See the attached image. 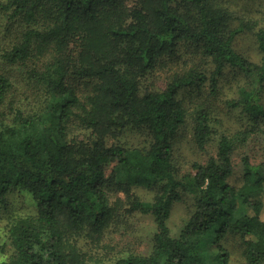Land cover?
Listing matches in <instances>:
<instances>
[{
	"label": "trees",
	"instance_id": "16d2710c",
	"mask_svg": "<svg viewBox=\"0 0 264 264\" xmlns=\"http://www.w3.org/2000/svg\"><path fill=\"white\" fill-rule=\"evenodd\" d=\"M240 1L3 0L24 30L1 53L0 204L23 189L37 211L9 217L12 252L0 264H230V238L248 264L264 263V162L244 155L242 183L232 182L234 151L258 130L264 135V24L240 14ZM245 31L259 60L235 45ZM10 64L29 65L31 111L10 100ZM77 81L85 83L80 93ZM228 81L238 84L229 97ZM223 103L239 110L242 128L222 133L216 156L180 174L179 135L191 126L194 147L206 151L228 112ZM129 129L145 143L109 141ZM106 186L125 197L111 201ZM135 186L153 197L141 199ZM187 196L191 214L173 236V208ZM133 212L156 222L148 254L107 259L79 245L98 243Z\"/></svg>",
	"mask_w": 264,
	"mask_h": 264
},
{
	"label": "rangeland",
	"instance_id": "374dc122",
	"mask_svg": "<svg viewBox=\"0 0 264 264\" xmlns=\"http://www.w3.org/2000/svg\"><path fill=\"white\" fill-rule=\"evenodd\" d=\"M2 3L3 0H0V65L3 64V60L1 58L3 49H8V44L11 45L18 33L24 30V28L21 26V23L15 19L12 20L10 16H8L5 9L1 7ZM263 4L264 0H243L237 4V9L239 10L240 14L247 12L253 13L260 18L259 24L262 25L264 24ZM235 45L239 51L244 53V55L252 60H259L262 56V52H260L258 48L253 31H245L241 33L238 36ZM44 58L46 59V57ZM10 65L11 66H9L8 71L14 80L13 83L15 87L10 100L14 103L15 108H27L29 111H31L37 107V102H35V93H32L31 90H29L30 88L28 86V79L26 77V69L29 68V65ZM231 75L228 78L232 80L233 78H230ZM155 78L157 81L159 80V85L163 84V76H158ZM152 80L153 79L150 81ZM74 85L78 93H80L79 91L84 88L85 83L77 81L74 83ZM224 86L225 91L230 93L228 94L229 97L231 92L235 91V88L238 86V84L236 85V81L233 83L228 81V83H224ZM223 96L225 97L226 94ZM217 103L220 104V101ZM220 109L223 112L225 110L228 112L226 114L224 113L225 120H222L221 125L217 126V130L212 135L211 141L209 142L206 151L201 152L194 147L191 126H189L188 133H186L185 136H183L185 132L179 135L178 139L182 141L181 150L177 154L175 161L179 167L180 174L189 172L194 173V161L197 160L199 162L205 163L210 156H216L218 141L222 133L232 134L236 130L242 128L243 125L240 123L241 114L238 112L239 110H233L232 107L226 106L225 104L224 107L222 106ZM110 138V142H115L116 144L127 147L140 146L145 143V137L141 133L132 129H129L114 138L110 136ZM244 155H248L254 164L264 162V135L261 130L255 132L253 136L249 138L246 144L238 147L234 151L233 161L236 171L232 178V182L235 185L241 184L243 180L244 172L242 158ZM115 165L116 162H113L105 167V175L107 178H109L111 175ZM134 190L141 199H151L154 195V191L142 186H135ZM106 191L109 193L111 201H114L118 196L123 198L125 197L123 192L116 193V191L109 188V186H106ZM7 195L6 202L0 204V261L7 258L12 252V245L7 233L9 217L35 214L37 211V207L31 194L24 191L23 189H14L9 191ZM257 197L264 200V194L257 195ZM191 211L192 198L190 196L185 197L184 200L175 204L169 220V225L172 229L173 236L179 235V232L184 226L186 220L189 218ZM123 220L124 222L117 230L111 234L108 233L104 239L98 243H95L91 246L88 244L85 238H81L79 240V245L86 252H89L93 255H99L101 257L106 253L107 259L112 257V255L121 256L127 254L130 251L148 254L152 248L154 235L158 230L153 216L133 212L132 214H127ZM224 244L226 249L230 251V264H248L242 254V245L238 240H236V238L225 240ZM214 247L218 246L215 245ZM203 253L205 254V252Z\"/></svg>",
	"mask_w": 264,
	"mask_h": 264
}]
</instances>
